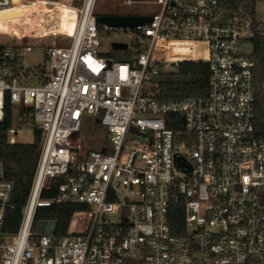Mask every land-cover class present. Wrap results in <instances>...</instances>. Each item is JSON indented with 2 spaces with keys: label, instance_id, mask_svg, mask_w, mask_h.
Returning <instances> with one entry per match:
<instances>
[{
  "label": "built area",
  "instance_id": "2783aa9c",
  "mask_svg": "<svg viewBox=\"0 0 264 264\" xmlns=\"http://www.w3.org/2000/svg\"><path fill=\"white\" fill-rule=\"evenodd\" d=\"M97 1L0 0V13L41 7L31 31L39 38L59 33L58 9L76 11L74 33H62L69 41L53 40L48 65L31 69L38 83H27L33 45L0 49L9 141L22 128L41 133L11 235L1 227L14 184L0 161V264H264V137L255 134L252 57L253 39L264 38V0H123L155 9L121 14L152 16L134 27L102 23L134 31L128 60L100 50ZM184 62L208 64L207 94L160 100V77ZM84 114L107 128L101 150L81 135ZM63 203L81 207L66 235L34 229L38 207ZM180 203L184 225L174 228Z\"/></svg>",
  "mask_w": 264,
  "mask_h": 264
},
{
  "label": "trees",
  "instance_id": "16d2710c",
  "mask_svg": "<svg viewBox=\"0 0 264 264\" xmlns=\"http://www.w3.org/2000/svg\"><path fill=\"white\" fill-rule=\"evenodd\" d=\"M66 12V11H65ZM63 12L62 19L53 20L57 24L59 31L72 30L74 23ZM25 13V12H24ZM24 13L19 16L0 19V24L8 25L10 21H19L25 17ZM99 28L103 24L98 21ZM55 26V27H56ZM44 34L40 29L38 31ZM3 46H0V49ZM131 50H113L110 55L122 60L131 59L134 56ZM252 57L255 61L254 87H255V134L257 137H264V38L256 36L253 39ZM210 71L206 62H184L178 66L174 73L163 74L160 81V100L169 101L174 98H184L191 95H204L209 90ZM11 126V106L6 101L4 118L0 121V161L4 165L5 176L14 184L12 201L14 208L8 212L5 221L2 224V232L11 235L15 233L20 225L22 218V208L25 205L31 188L33 176L35 174L40 150L41 133L35 131L36 139L33 142H15L9 141L8 129ZM81 207L72 204H52L40 206L37 209L34 227L41 221H55V236L62 237L67 234L69 224L73 214ZM184 225V205H176L172 211V226L182 228Z\"/></svg>",
  "mask_w": 264,
  "mask_h": 264
},
{
  "label": "rangeland",
  "instance_id": "374dc122",
  "mask_svg": "<svg viewBox=\"0 0 264 264\" xmlns=\"http://www.w3.org/2000/svg\"><path fill=\"white\" fill-rule=\"evenodd\" d=\"M71 4L72 6H77L80 4L81 0H60ZM123 0H98L97 1V11L98 14L102 13H116V14H152L154 12V7L144 4H134V5H121ZM38 9V10H37ZM43 10L46 9L44 6ZM41 10V7L28 8V14L30 21L27 22L28 18H24L19 21H10L8 25L0 24V46H14L18 44H31L34 47L32 52H28L25 56V65L28 68L30 76L27 79L28 84L38 83L33 76V68H45L47 63L46 49L47 46L55 40L57 43H66L68 40L67 36L62 33H58L53 36L49 34L44 38L34 37L31 33L36 27L40 26L38 15L35 11ZM59 10V9H58ZM39 33V32H38ZM133 30H109L105 28H100L101 46L100 50L102 52L112 51L113 41H125L130 44L129 50H133L135 45L133 43L134 39L131 37ZM42 35V34H41ZM115 58V57H114ZM173 71H176V66L172 67ZM81 135L87 140L88 143L92 145L93 148L101 150L102 147L107 146L106 137L108 136L107 128L100 122L96 121L94 116L89 114H84L82 117L81 125ZM36 139L35 130L32 128H22L18 134H16V140L18 142H33ZM111 152V151H108ZM46 197L53 195L52 191H47L44 193ZM39 225V223H38ZM38 225L34 227L38 230Z\"/></svg>",
  "mask_w": 264,
  "mask_h": 264
},
{
  "label": "water",
  "instance_id": "95a60500",
  "mask_svg": "<svg viewBox=\"0 0 264 264\" xmlns=\"http://www.w3.org/2000/svg\"><path fill=\"white\" fill-rule=\"evenodd\" d=\"M19 1V0H15ZM16 14H2L0 18L11 17ZM19 15V14H17ZM97 20L101 23L108 24L111 27H134L139 24H144L152 20V16H138V15H121V14H99ZM112 47L116 50H125L128 48V43L113 41ZM97 122H100L101 119L96 118ZM56 229L55 221H41L38 225V231L45 233H54Z\"/></svg>",
  "mask_w": 264,
  "mask_h": 264
},
{
  "label": "bare ground",
  "instance_id": "6f19581e",
  "mask_svg": "<svg viewBox=\"0 0 264 264\" xmlns=\"http://www.w3.org/2000/svg\"><path fill=\"white\" fill-rule=\"evenodd\" d=\"M16 2H19V1H16ZM43 7H44V4L42 5V8ZM24 12L25 11L23 10V8H21L18 11L9 12V13L10 14H16V15L11 16V17H15V16L22 15ZM63 12L67 13V17L66 18H69L71 21H73L74 28L72 30L59 31V29L56 26L57 24H54L53 26H54L55 30H57L59 33H67V34L71 35V34L74 33V31L76 29V11H75V9L73 7L66 6L64 8L59 9L57 11V13L54 15V18L56 17V19H62L64 17V15L62 14ZM2 14H6V13L5 12H1L0 15H2ZM17 14H19V15H17ZM5 18H10V17H5ZM0 19H3V18H0Z\"/></svg>",
  "mask_w": 264,
  "mask_h": 264
},
{
  "label": "flooded vegetation",
  "instance_id": "af4514ba",
  "mask_svg": "<svg viewBox=\"0 0 264 264\" xmlns=\"http://www.w3.org/2000/svg\"><path fill=\"white\" fill-rule=\"evenodd\" d=\"M109 14H116V13H109Z\"/></svg>",
  "mask_w": 264,
  "mask_h": 264
}]
</instances>
